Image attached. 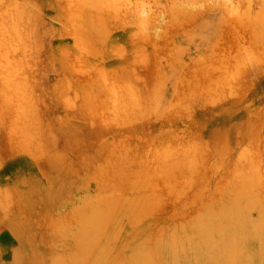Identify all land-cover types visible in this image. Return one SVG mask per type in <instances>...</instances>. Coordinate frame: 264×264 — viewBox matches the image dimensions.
I'll list each match as a JSON object with an SVG mask.
<instances>
[{
  "label": "rangeland",
  "instance_id": "obj_1",
  "mask_svg": "<svg viewBox=\"0 0 264 264\" xmlns=\"http://www.w3.org/2000/svg\"><path fill=\"white\" fill-rule=\"evenodd\" d=\"M263 7L0 0V129L68 167V233L41 256L264 264Z\"/></svg>",
  "mask_w": 264,
  "mask_h": 264
},
{
  "label": "crops",
  "instance_id": "obj_2",
  "mask_svg": "<svg viewBox=\"0 0 264 264\" xmlns=\"http://www.w3.org/2000/svg\"><path fill=\"white\" fill-rule=\"evenodd\" d=\"M53 132H68V126ZM30 135L31 145H26L21 132L9 134L0 129V165L9 163L11 167L8 175L0 177V201L5 202L0 207V264H57L55 257L41 256L36 250L57 247L58 222L68 233V167L60 164L63 151H42L40 133ZM62 170L64 174L66 170L64 182L55 176ZM58 205H64L59 212ZM41 220L44 229L41 240L35 242L34 226ZM31 251L37 257L28 256Z\"/></svg>",
  "mask_w": 264,
  "mask_h": 264
},
{
  "label": "bare ground",
  "instance_id": "obj_3",
  "mask_svg": "<svg viewBox=\"0 0 264 264\" xmlns=\"http://www.w3.org/2000/svg\"><path fill=\"white\" fill-rule=\"evenodd\" d=\"M261 9H262V12H263V11H264V10H263L264 7L261 8ZM236 173H237V172H236ZM244 193H245V192H244ZM253 193H254V192H253ZM234 201H235V200H234ZM255 201H256V200H255ZM231 210H232V209H231ZM207 211H208V210H207ZM208 212H209V211H208ZM205 213H206V212H205ZM217 215H218V214H217ZM220 216H221V215H220ZM204 217H206V216H204ZM222 218H223V217H222ZM201 219H202V218H201ZM213 220H214V219H213ZM230 220H231V219H230ZM196 221H199V220L196 219ZM207 224H208V222L206 223V225H207ZM229 224H230V223H229ZM234 224H235V223H234ZM200 225H201V224H200ZM202 226H203V225H201V227H199V224L196 225L197 228H202ZM219 226H220V224H219ZM230 226H231V225H230ZM206 227H207V226H204L203 229H207ZM225 228H226V227H225ZM212 230H213V229H212ZM216 230H217V229H216ZM203 231H205V230H203ZM203 231H200V232H203ZM218 231H220V230H218ZM226 231H227V230H226ZM206 232H207V231H206ZM206 232H205V233H206ZM203 233H204V232H203ZM227 233H228V232H227ZM228 234H229V233H228ZM228 234H227V235H228ZM191 235H192V234H191ZM227 235H226V236H227ZM188 236H189V235H188ZM173 237H174V236H173ZM200 237H201L200 240H202V235H201ZM200 237H199V238H200ZM205 237H206V236H205ZM205 237H203V238L205 239ZM230 237H231V234H230ZM188 238H189V237H188ZM199 238H198V240H199ZM225 238H226V237H225ZM178 239H179V238H178ZM204 239H203V240H204ZM227 239H228V238H227ZM205 240H206V241H207V240L209 241V238H207V239H205ZM187 241H188V240H187ZM173 242H174V239H173ZM228 242H229V241H228ZM188 243H189V242H188ZM180 245H181V244H180ZM182 245H183V244H182ZM182 245H181V246H182ZM184 245H185V244H184ZM160 246H161V245H160ZM172 246H173V245H172ZM189 246H190V245H189ZM195 247H196V246H195ZM235 247H236V246H235ZM176 250H177V249H176ZM225 250H226V249H225ZM190 252H191V251H190ZM200 252H201V251H200ZM149 260H150V259H149ZM144 261H145V260H144ZM195 261H196V260H195ZM205 263H206V262H205ZM201 264H202V263H201Z\"/></svg>",
  "mask_w": 264,
  "mask_h": 264
}]
</instances>
